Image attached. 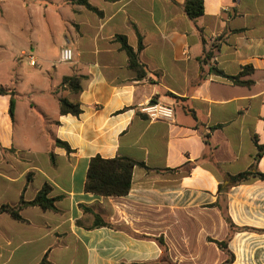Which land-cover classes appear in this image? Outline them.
<instances>
[{
  "label": "crops",
  "instance_id": "0c3cea01",
  "mask_svg": "<svg viewBox=\"0 0 264 264\" xmlns=\"http://www.w3.org/2000/svg\"><path fill=\"white\" fill-rule=\"evenodd\" d=\"M184 1L90 0L98 16L68 0H0V207L44 185L57 198L56 212L0 214V264H222L215 242L229 237L232 264L264 256V234L232 232L227 220L264 231V181L228 187L264 145V0H203L194 22ZM134 27L142 79L116 40L136 50ZM244 68L243 84L229 79ZM65 77L81 78L68 94L78 117L59 114ZM152 103L172 107V122L140 111ZM95 156L145 167L133 168L126 196L98 197L84 192ZM256 170L264 174V153Z\"/></svg>",
  "mask_w": 264,
  "mask_h": 264
},
{
  "label": "trees",
  "instance_id": "16d2710c",
  "mask_svg": "<svg viewBox=\"0 0 264 264\" xmlns=\"http://www.w3.org/2000/svg\"><path fill=\"white\" fill-rule=\"evenodd\" d=\"M104 1L113 3L119 0ZM68 3L73 7H82L86 10L95 13L98 16H101V12L90 5V0H68ZM182 10L186 18L194 22L195 20L202 17L204 13L203 0H185L182 5ZM134 30L136 31L138 41L136 50H134L127 44L125 37L117 36L116 40L120 43L121 49L126 53L129 69L133 70L136 73L138 79H142L147 74L146 67L139 60V53L143 49V43L142 38L135 27ZM210 56V53L205 54L206 58H209ZM245 70L246 68H244V70L238 76L230 77L229 79L235 84H243L240 81V78L245 75ZM80 83L81 78L78 77L63 78L62 83L57 90V92L61 93L58 97L60 115H71L74 117H78L81 114L82 110L80 104L78 102L70 101L68 99V94L76 95L81 91ZM4 94L5 91L0 89V95ZM14 103L15 102L13 98H11L9 104L10 117H13ZM54 144L56 147L64 149L67 153L71 152L69 146L64 142L54 140ZM263 153L264 145L257 146V153L255 155L254 162L250 170H247L235 176H229L228 187L239 185L243 182L248 181L251 178H256L258 180L264 181V174H261L256 170V164L262 157ZM136 166L145 167L143 164L134 162L125 157L103 159L100 156H95L91 158L88 163L84 183V192L103 198L126 196L130 191L132 170ZM221 189L222 186L219 185V190ZM49 193L50 188L47 185H44L41 190L36 194L33 200L26 202L23 200V198H21L16 206L3 205L0 207V214L7 213L11 218L17 221H23L20 216V212L27 207H38L43 211L56 212L57 209L55 208L54 204L57 201V198H49ZM227 220L230 231L232 232L245 231L257 234H264V231L262 230H255L250 228H236L232 225L229 219ZM101 226L109 225L96 219L93 224V227ZM229 239L230 237L227 238V240H225L224 242H215L218 248L227 256L226 261H224L222 264H232L234 261V255L227 248V243ZM158 244L163 249V252L166 253V248L163 244V241L158 240ZM164 262L167 264H172L168 259H165ZM39 264H48L46 256L43 257Z\"/></svg>",
  "mask_w": 264,
  "mask_h": 264
},
{
  "label": "built area",
  "instance_id": "2783aa9c",
  "mask_svg": "<svg viewBox=\"0 0 264 264\" xmlns=\"http://www.w3.org/2000/svg\"><path fill=\"white\" fill-rule=\"evenodd\" d=\"M71 61H72L71 49L67 47L62 48L59 53V62L66 64ZM29 64L31 66L35 65V62L32 58H30ZM140 111L146 114V116L153 121L164 120V121L172 122L174 117V112L172 107H170L169 105H163L159 103L144 104L140 106Z\"/></svg>",
  "mask_w": 264,
  "mask_h": 264
},
{
  "label": "rangeland",
  "instance_id": "374dc122",
  "mask_svg": "<svg viewBox=\"0 0 264 264\" xmlns=\"http://www.w3.org/2000/svg\"><path fill=\"white\" fill-rule=\"evenodd\" d=\"M252 244H255V243L254 242L249 243V245H251V246H252ZM263 259H264V256L263 255H260L259 256V254H257V253H251V255L249 254V255H242V256H240L239 257L238 264H248V263H250V260H252V262L254 264H260V262H263Z\"/></svg>",
  "mask_w": 264,
  "mask_h": 264
}]
</instances>
